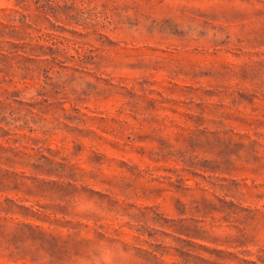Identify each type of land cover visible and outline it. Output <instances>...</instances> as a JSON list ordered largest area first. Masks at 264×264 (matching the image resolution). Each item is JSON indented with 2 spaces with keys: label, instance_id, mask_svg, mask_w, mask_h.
Returning <instances> with one entry per match:
<instances>
[{
  "label": "rangeland",
  "instance_id": "obj_1",
  "mask_svg": "<svg viewBox=\"0 0 264 264\" xmlns=\"http://www.w3.org/2000/svg\"><path fill=\"white\" fill-rule=\"evenodd\" d=\"M0 264H264V0H0Z\"/></svg>",
  "mask_w": 264,
  "mask_h": 264
}]
</instances>
